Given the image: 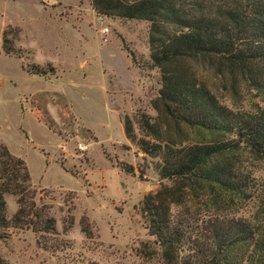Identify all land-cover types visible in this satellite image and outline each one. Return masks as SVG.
<instances>
[{
  "label": "rangeland",
  "instance_id": "1",
  "mask_svg": "<svg viewBox=\"0 0 264 264\" xmlns=\"http://www.w3.org/2000/svg\"><path fill=\"white\" fill-rule=\"evenodd\" d=\"M148 30L147 22L98 17L90 0H0V145L24 161L37 204L67 244L45 251L30 230L9 229L0 238L9 264H156L144 257L153 238L139 206L160 181L155 161L123 131L125 117L135 124L139 111L155 116L160 74L147 67ZM4 35L22 58L6 55ZM31 64L47 73L29 74ZM200 73L226 105L264 106L255 91L234 96ZM246 160L258 188L237 215L264 236V161ZM5 200L9 218L17 206Z\"/></svg>",
  "mask_w": 264,
  "mask_h": 264
},
{
  "label": "trees",
  "instance_id": "2",
  "mask_svg": "<svg viewBox=\"0 0 264 264\" xmlns=\"http://www.w3.org/2000/svg\"><path fill=\"white\" fill-rule=\"evenodd\" d=\"M90 4L98 17L147 22V67L160 74L155 116L139 111L135 124L123 120L126 140L155 161L160 181L139 206L153 238L144 257L156 264H264V236L237 215L258 188L246 159L264 161V106L226 105L200 73L234 96L244 88L264 102V0ZM2 41L6 55L23 57L5 35ZM25 69L47 73L35 64ZM119 168L135 173L126 164ZM138 171L141 178L145 170ZM6 195L17 206L9 218ZM36 195L24 161L0 145V238L9 229L30 230L45 251L65 249L66 242L56 238L55 220ZM0 264L9 263L0 257Z\"/></svg>",
  "mask_w": 264,
  "mask_h": 264
},
{
  "label": "built area",
  "instance_id": "3",
  "mask_svg": "<svg viewBox=\"0 0 264 264\" xmlns=\"http://www.w3.org/2000/svg\"><path fill=\"white\" fill-rule=\"evenodd\" d=\"M107 34H108V29H104V30H102V35H103L104 37H106ZM78 150H79L80 152H84V151L87 150V148H86L85 146L79 144V145H78Z\"/></svg>",
  "mask_w": 264,
  "mask_h": 264
}]
</instances>
